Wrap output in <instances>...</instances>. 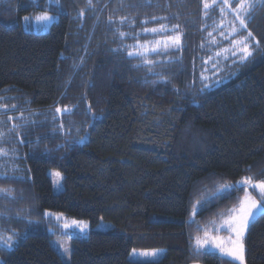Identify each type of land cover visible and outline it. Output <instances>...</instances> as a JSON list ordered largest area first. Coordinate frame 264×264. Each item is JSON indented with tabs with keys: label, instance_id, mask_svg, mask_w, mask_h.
I'll use <instances>...</instances> for the list:
<instances>
[{
	"label": "trees",
	"instance_id": "16d2710c",
	"mask_svg": "<svg viewBox=\"0 0 264 264\" xmlns=\"http://www.w3.org/2000/svg\"><path fill=\"white\" fill-rule=\"evenodd\" d=\"M44 13L58 17L47 33L24 31V17ZM253 15L241 30L223 0H0V108L39 124L36 136L16 133L25 142L0 166L12 193L0 192V240L18 233L12 250L0 242L3 264H64L46 211L90 223L71 239L70 264H238L194 242L218 234L248 188L223 185L264 180V8ZM161 24L179 25V46L130 57L177 34L145 35ZM249 31L242 63L234 41ZM100 221L112 229L95 230ZM244 248L246 264H264V214ZM133 250L164 255L132 262Z\"/></svg>",
	"mask_w": 264,
	"mask_h": 264
},
{
	"label": "rangeland",
	"instance_id": "374dc122",
	"mask_svg": "<svg viewBox=\"0 0 264 264\" xmlns=\"http://www.w3.org/2000/svg\"><path fill=\"white\" fill-rule=\"evenodd\" d=\"M230 3H231V0H230ZM226 11H228V10H226ZM40 15H42V14L30 16L28 20H25L23 18L22 26H23V29L25 32L35 33V34L47 33L50 30L51 25L58 21V17L50 15V14H48V15L53 17V19L48 20V21H43V20L38 21L36 19V17H38ZM147 34L155 36L154 35L155 33L146 32L145 35H147ZM142 35H144V32L142 33ZM145 35H144V37H146ZM157 41H164V40L157 39ZM142 45L148 49V53L153 52V51H151V49H153V48H155L156 50H159L163 46L162 44H160V46H157L158 44H153V41H147V42L144 41V43H142ZM139 46H141V45L138 44L135 46V49H133V53L144 51V48L139 47ZM12 113H13L12 107L3 106L0 108V114H1L0 121L4 122V123H0V132L4 133V136L2 138H0V149L5 148V145L3 143H5L6 141H7L8 145H11V144H13V142L14 143L16 142V145L18 144V146L15 145L11 149V151H7V155H0V166L3 164V162H2V160H4L3 157H7L8 164L11 165L12 163L10 161V158H12V156L14 155L13 154L14 151L16 153H18V151H16V149L25 142V141H23L22 138H16L17 137L16 133H18L20 136L23 132H27V131L31 130L35 136L37 134L35 129L39 124L36 123V119H34V117L26 116L23 114H21L22 116H15V115L13 116ZM56 115L61 116L62 112L56 113ZM10 116L13 118L12 120L8 119ZM16 120H18V121H16ZM13 125H19L20 127L18 129H16L15 131L9 132V129H11L13 127ZM24 126H27V129L28 128L29 129L25 131L24 129L26 127H24ZM24 136H25V134L22 137H24ZM56 173H59L60 175L57 176V175H55ZM48 175H49L51 183H52L53 193L55 195H58L63 190V176L60 172L55 171V170L49 171ZM246 190L252 196H253L252 191H256L260 195L259 190L252 188L251 186H248V188ZM45 213H48V215H45V218L47 220H49V222L52 223V224H50L49 229H48L49 233L51 235H54L50 239L51 245L54 248V250L58 253V255L60 256L63 263L64 264H70L71 239L74 237H77V236L87 235L89 233V231L91 230L90 223L85 219L74 218V217H71V216L63 214V213H54L51 211H46ZM227 218L228 217H225L223 220H221L216 225L215 230L217 231L218 234L214 235L212 233H209L211 236L217 237L218 240L223 244V246L225 248L231 247L230 239H235L234 233H232L231 230L227 228V225L224 224V221ZM74 220L78 221V222H83V224L86 225V227L84 228L83 231H80L79 227L72 225V221H74ZM65 223L69 224L70 227L64 228ZM112 227L113 226L110 223L100 221L99 224L94 227V229L97 231H108V230L112 229ZM248 229H247V231H248ZM247 231L245 232V235L243 237V245H244V239H245V236L247 234ZM222 232H225V233L220 235L219 233H222ZM14 234L16 237L18 234L17 231L14 232ZM14 238H12L13 246L8 247L9 250H12L14 245L17 243L18 238H15V239ZM203 238H204V236L201 239H203ZM65 249H67V251H65ZM203 251L204 252H214V253H218V254H221L222 256H224V254L222 252H220L218 249L215 248V241L209 245H206L205 250H203ZM145 252H148V253L156 252V256L152 257L151 255H149V256L141 255L142 253H145ZM163 255H164L163 250H133L130 253L129 259L132 262L144 263V262H150V261H158L159 259H161V257H163ZM236 262L240 264L239 261H236ZM0 264H3V259L1 258V256H0ZM243 264H246V262H245V249H244Z\"/></svg>",
	"mask_w": 264,
	"mask_h": 264
},
{
	"label": "snow or ice",
	"instance_id": "6c2138e0",
	"mask_svg": "<svg viewBox=\"0 0 264 264\" xmlns=\"http://www.w3.org/2000/svg\"><path fill=\"white\" fill-rule=\"evenodd\" d=\"M148 3L151 2V0H147ZM56 3H59V0H56ZM89 6L92 4V0H88ZM235 3V8L231 7V4ZM223 4L229 8L230 11L234 12L236 14V19L239 21V29H247V22H251L252 19H255L253 13L256 11L257 8H264V0H239V3H236V0H223ZM204 8L208 9L210 5L205 2ZM224 7H221L220 11L224 12ZM81 15L83 13L81 12ZM25 20H28L29 17H24ZM36 19L48 21L53 19V17L49 16L47 13H44ZM153 19H164V18H156L153 17ZM247 21V22H246ZM123 22V19L122 21ZM179 25H172L171 28H169L165 24H161L159 28H151V29H144L145 32H152V33H158V32H166V31H176L177 34L175 36H169L164 41H157L156 43L158 45L163 44L165 48L168 47H178L180 43V33L178 31ZM233 33L237 32V28L233 26L232 29ZM120 35L123 37L125 34L120 33ZM252 37V33L249 31L247 32V35L239 40L234 41V43L240 47V51L242 52V55L240 57V61L243 63L246 60L249 59V57L252 56V52L250 51V45L248 43V39ZM254 39V38H253ZM256 46H259V42H257ZM139 47L144 48L143 52H137L135 55L139 56H146V53L148 52V49L141 45ZM151 51H157L155 48L151 49ZM128 55L131 57L134 55L133 52H128ZM233 55H235V52H233ZM145 63L151 64L153 63L150 60L145 59ZM202 80H206L207 77L202 76ZM207 86V85H206ZM15 107V106H14ZM57 113L61 112L60 108H56L55 110ZM65 112H70L71 110L68 108L64 109ZM22 118V117H21ZM9 120H12L13 118L10 116L8 118ZM0 123H4L3 121H0ZM62 126V125H61ZM19 125H13L11 129H9V132L15 131L18 129ZM4 136V133L0 132V138ZM83 139V138H81ZM0 155H7V150L0 149ZM6 175V173H5ZM55 175L59 176V173H56ZM240 186H251L252 188L258 189L260 193V200H256L250 193L245 190V196L240 200V206L239 208H234L230 210V214L228 218L224 221V224L227 225V228L231 230L232 233L235 235V239H230L231 247L225 248L223 244L218 240L217 237H213L209 234L208 231H205L204 238L201 239L199 237L196 238L194 242V249L197 251V253H200L201 251L205 250V246L211 244L215 241V248L218 249L220 252H222L225 256L230 257L234 261H239L240 264H243L244 261V245H243V237L245 235V232L249 228L250 224L254 222L257 217L261 214H264V180H261L259 182H253V179L251 177H245L241 183V185H229L225 184L219 189L218 191H228L230 189H234L236 187ZM0 192H3L5 195H12L11 192L7 189L0 190ZM203 205H201L202 207ZM199 208H194V211H198ZM45 215H48V213H45ZM72 225H75L80 228V231H83L86 225L83 224V222L78 221H72ZM70 225L65 223L64 228H69ZM5 246L12 247V237L9 236L7 239L0 240ZM67 251V249H65ZM143 256H149L152 257L156 256V252L152 253H142Z\"/></svg>",
	"mask_w": 264,
	"mask_h": 264
},
{
	"label": "crops",
	"instance_id": "0c3cea01",
	"mask_svg": "<svg viewBox=\"0 0 264 264\" xmlns=\"http://www.w3.org/2000/svg\"><path fill=\"white\" fill-rule=\"evenodd\" d=\"M245 249V248H244ZM221 255V254H220ZM222 256V255H221ZM225 256V255H224ZM223 256V257H224ZM225 258H227V259H229V260H231V261H234V260H232L230 257H227V256H225ZM234 262H236V261H234ZM237 263V262H236ZM239 264V263H238Z\"/></svg>",
	"mask_w": 264,
	"mask_h": 264
}]
</instances>
